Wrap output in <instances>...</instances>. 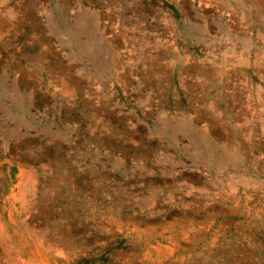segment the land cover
Here are the masks:
<instances>
[{
	"label": "rangeland",
	"instance_id": "374dc122",
	"mask_svg": "<svg viewBox=\"0 0 264 264\" xmlns=\"http://www.w3.org/2000/svg\"><path fill=\"white\" fill-rule=\"evenodd\" d=\"M0 264H264V0H0Z\"/></svg>",
	"mask_w": 264,
	"mask_h": 264
},
{
	"label": "bare ground",
	"instance_id": "6f19581e",
	"mask_svg": "<svg viewBox=\"0 0 264 264\" xmlns=\"http://www.w3.org/2000/svg\"><path fill=\"white\" fill-rule=\"evenodd\" d=\"M14 194V193H13ZM12 202V201H11ZM5 232V231H4Z\"/></svg>",
	"mask_w": 264,
	"mask_h": 264
}]
</instances>
